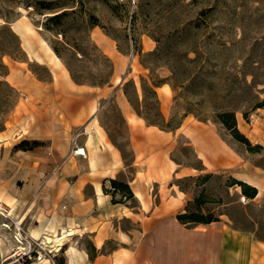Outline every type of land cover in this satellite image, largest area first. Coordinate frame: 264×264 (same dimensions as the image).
Instances as JSON below:
<instances>
[{
	"label": "rangeland",
	"instance_id": "obj_1",
	"mask_svg": "<svg viewBox=\"0 0 264 264\" xmlns=\"http://www.w3.org/2000/svg\"><path fill=\"white\" fill-rule=\"evenodd\" d=\"M25 34L41 52L52 49L73 81L108 91L97 112L122 152L126 175L133 172V149L120 95L146 123L170 129V157L190 173L172 179L187 191L176 213L202 196V212L219 217L220 264H264V106L255 108L264 98V0H0V131L9 127L0 134V264H49L50 257L29 259L25 253L38 248L35 242L53 253L58 243L40 235L35 203L18 213L4 198L19 194L27 183L23 170L40 166L35 155L17 146L21 132L12 116L25 96L5 79L18 65L50 79L46 64L28 60ZM225 109L235 111L237 127L251 146L216 120ZM201 122L236 151V163L196 173L202 162L186 132L190 123ZM65 159L55 161L51 171L59 172ZM242 177L260 184L254 197L244 196L234 183ZM121 225L135 226L128 219ZM78 242L91 247L87 236ZM62 255L60 250L51 254L53 260Z\"/></svg>",
	"mask_w": 264,
	"mask_h": 264
},
{
	"label": "crops",
	"instance_id": "obj_2",
	"mask_svg": "<svg viewBox=\"0 0 264 264\" xmlns=\"http://www.w3.org/2000/svg\"><path fill=\"white\" fill-rule=\"evenodd\" d=\"M23 38L28 60L46 64L51 76L43 80L26 67L23 71L21 65L11 67L5 75L25 96L12 116L21 132L17 141H38L26 151L35 155L40 166L23 170L27 183L19 194H5L4 198L18 213H26L35 203L41 213L40 235L58 242L52 255L60 250L65 264H220L218 221L186 227L175 217L187 191L176 188L172 179L190 173L189 167L170 157L171 131L146 123L120 95L133 149V172L126 175L122 152L109 139L97 112L99 100L108 91L76 83L52 49L41 52L26 34ZM107 47L114 50L111 44ZM188 128L186 135L202 162V168H194L196 173L238 161L236 151L206 122L190 123ZM6 132L9 127L0 134ZM74 137L84 147L85 156L69 154ZM65 157L61 170L52 172L54 162ZM117 176L129 183L134 204L112 202V194L103 191L108 179ZM240 180L259 188L248 177ZM122 219L135 226L123 227ZM83 236L91 242L89 250L78 242ZM50 258L48 263L55 264ZM41 262L47 264L43 260L37 264Z\"/></svg>",
	"mask_w": 264,
	"mask_h": 264
},
{
	"label": "trees",
	"instance_id": "obj_3",
	"mask_svg": "<svg viewBox=\"0 0 264 264\" xmlns=\"http://www.w3.org/2000/svg\"><path fill=\"white\" fill-rule=\"evenodd\" d=\"M57 14L58 13H54L53 15H57ZM262 106H264V98H262L260 101H258L255 104V108L262 107ZM243 115L245 117V112H243ZM215 117H216V120L220 122L234 137L244 142L246 145L251 146L249 139L242 132H240L237 127V121H236L234 110L225 109V110L218 111L215 114ZM148 124H154V125H157L161 129H165L164 127L160 126L158 122L153 121V120H148ZM37 143L38 141L36 140L32 142H29L27 140H21L17 144V146L23 149H29ZM196 168L200 169L202 168V166L196 167ZM234 183H236L237 185L241 187V192L244 194V196L248 198L254 197L257 193V188L255 186L248 184L247 182L243 180L235 179ZM108 184H109V187L103 185V191L109 192L112 194V198H111L112 202H126L125 200L121 198L116 199L115 195L117 193L123 196L124 198H134L133 191L127 181L114 177V178L108 179ZM179 188L181 190L186 191L180 185H179ZM191 203L193 207L186 206L184 208V211H180L176 213L175 217L179 223L184 224L185 226H192L197 223H209L212 221L219 220V217L216 215H213L211 213L202 212V206L205 203V200L203 199L202 196L194 197ZM89 249L90 248L88 247V250ZM54 261H55V264H65V257L62 255L60 259L55 258Z\"/></svg>",
	"mask_w": 264,
	"mask_h": 264
},
{
	"label": "built area",
	"instance_id": "obj_4",
	"mask_svg": "<svg viewBox=\"0 0 264 264\" xmlns=\"http://www.w3.org/2000/svg\"><path fill=\"white\" fill-rule=\"evenodd\" d=\"M69 154H74V155H82L85 156V150L83 146H79L77 145L76 141H75V137L72 140V147L69 151ZM59 167V165L55 166V169H57ZM244 198V197H242ZM35 242V241H32ZM29 245L31 244V241L28 240ZM37 247L36 249H34V251H28L27 253H25V258H31L32 256L35 257L37 260H40L42 258H46L49 259V257H51L52 251L49 248H46V246L44 245V243H37ZM4 264H12L10 262L4 263ZM16 264H23V262H19Z\"/></svg>",
	"mask_w": 264,
	"mask_h": 264
},
{
	"label": "bare ground",
	"instance_id": "obj_5",
	"mask_svg": "<svg viewBox=\"0 0 264 264\" xmlns=\"http://www.w3.org/2000/svg\"><path fill=\"white\" fill-rule=\"evenodd\" d=\"M50 49V48H49ZM51 50V49H50ZM55 55V54H54ZM56 56V55H55ZM56 58H58V56H56ZM59 59V58H58ZM46 259V258H45Z\"/></svg>",
	"mask_w": 264,
	"mask_h": 264
}]
</instances>
